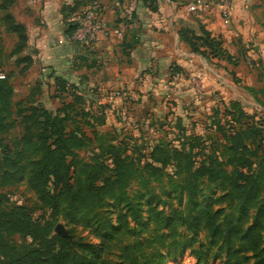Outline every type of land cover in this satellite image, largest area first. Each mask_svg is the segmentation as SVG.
<instances>
[{"label": "rangeland", "instance_id": "rangeland-1", "mask_svg": "<svg viewBox=\"0 0 264 264\" xmlns=\"http://www.w3.org/2000/svg\"><path fill=\"white\" fill-rule=\"evenodd\" d=\"M12 46L13 41L0 31V79L7 77L10 83L14 82L20 96L22 77L17 79L18 67L13 64V59L7 58ZM242 59L246 62V58ZM205 60L210 64V70L208 66H201L202 73L177 66L169 68L166 87L171 98L168 100L156 103L148 98L146 102H136L124 92L128 97L126 102L121 100L124 112H103L108 105L96 103L97 112H84L87 106L93 107V102L81 99L84 90H78L80 97L72 96L74 85L58 77L63 82L59 81L58 90L62 92L60 86L63 87L67 96L61 94L66 100L55 112L59 111L60 118L65 116L62 128L71 135L67 137L64 148L67 160L73 161L71 171L75 170L81 178L87 174L97 178V185L106 180L107 190L126 194L130 202L128 207L119 206L107 197H103L99 203L90 201L79 206L71 198L73 200L62 202L56 212H52L32 181V165L24 159L19 161L24 156L29 160L41 158L40 148L24 149L21 140L22 135H27V142L32 140V144L26 147L38 145L33 137L35 128L29 122L25 123L30 128L23 126L21 120L22 115L28 114L29 108L38 107L34 106L33 101L18 104V96H12L13 106L8 121L11 123L6 127L7 132L0 133V220L3 229L0 230V262L11 256V250L18 252L16 255L26 252L32 241L31 236L40 237L37 228L32 226H27L24 233L5 229L3 222L7 220L6 213L14 207H22L31 213L36 226L44 227L46 222L49 223L50 231L45 238L60 236L55 228L62 225L67 233L64 239L92 246L79 252L95 258L96 264H226V250L220 242L212 240L203 228L196 232L189 230L178 223L176 217H193L199 204L212 205L213 210L223 209L225 214L236 215V206L231 205V201L224 197L225 193L220 192L216 184L209 183L207 178L193 184L190 173L185 172L183 158L161 167L153 165L149 157L155 146H162L190 154L194 165L211 159L226 162L227 149L231 145L230 134H236L238 128L247 127L251 128L252 136L245 139V143L259 158H264V88L242 82L231 67L232 64L236 66V61L229 62L228 66L221 58ZM253 65V61L247 62V70L253 69ZM27 70H24L26 79H30L34 71ZM80 75L84 78L83 72ZM204 76L212 81L208 89L203 82ZM181 78L186 80L184 85L190 92L188 103L178 101L181 87L177 83ZM81 86L84 89V84ZM208 91L210 93L205 96L204 92ZM117 92L122 91L115 88L116 97ZM62 104L71 105V108L60 112ZM22 107L26 114L18 112ZM130 107L131 110L126 112ZM84 122L93 124V129ZM99 123L101 126L97 125ZM110 146H114V151L110 150ZM115 156L126 158L124 164L130 165L132 174L128 180L116 177L117 171L113 165ZM151 164L158 167V171H152L149 168ZM224 168L227 173L232 170L230 166ZM116 179L119 181L113 183ZM81 184L77 183V189ZM141 195L143 198L137 204V198ZM260 199L264 200V192ZM150 207L153 212H150ZM105 211L109 212L113 222L120 212L126 216L127 224L112 240L101 237L106 229H98L99 225L77 221L83 214L96 217ZM249 214L253 218L255 210ZM170 217L173 220L168 224ZM246 256H238L240 264L253 263L247 259L250 254Z\"/></svg>", "mask_w": 264, "mask_h": 264}, {"label": "crops", "instance_id": "crops-1", "mask_svg": "<svg viewBox=\"0 0 264 264\" xmlns=\"http://www.w3.org/2000/svg\"><path fill=\"white\" fill-rule=\"evenodd\" d=\"M92 1L101 6L108 26L118 29L121 35L103 39L99 46L67 41L71 32L68 33L69 19ZM7 14L24 27L27 37L23 49L16 54L11 52L17 36L6 30L2 20ZM0 26L3 36L13 41L7 58L18 67L17 79L23 78L19 84L21 97L11 82L13 96L52 112L66 100L61 94L67 96L58 90V77L73 84L75 93L84 90V102H93V107L85 108L90 112L98 111L96 104L108 105L103 112H124L115 88L136 102H146L148 98L156 103L168 100L170 67L197 73H202L201 66L210 70L205 58L192 53L182 40L184 30L200 35L204 28L220 37L222 49L236 61V66L231 67L242 82L264 88V0H235L227 28L216 9L196 11L188 0H13L11 6L0 9ZM247 57L254 64L251 70L246 67L250 60ZM27 68V72L34 71L30 79H26ZM185 81L181 78L177 83L181 87L178 101L182 103L190 102ZM203 82L207 89L212 84L205 76ZM130 110L131 107L126 112Z\"/></svg>", "mask_w": 264, "mask_h": 264}, {"label": "trees", "instance_id": "trees-1", "mask_svg": "<svg viewBox=\"0 0 264 264\" xmlns=\"http://www.w3.org/2000/svg\"><path fill=\"white\" fill-rule=\"evenodd\" d=\"M0 1V9L3 10L13 4V0ZM2 20L6 30L17 36L18 42L11 52L16 54L26 44L25 29L9 14L5 15ZM71 30L72 28H68V33ZM181 37L189 45L191 52L196 55L203 56L206 59L221 58L228 63L233 61L232 57L222 49L221 38L213 36L204 28L201 29L200 35L184 30ZM59 81L63 83L60 79ZM59 81L57 85H59ZM60 89L64 92L63 87L60 86ZM12 96L13 87L8 78L0 79V133L7 132L6 127H9L11 123L8 121H10L13 106ZM72 96L77 98L81 95L74 92ZM81 99H84L83 96H81ZM22 105H24L23 102ZM34 106L38 109L29 108L27 110L28 114L22 115L21 120L23 126L27 128L33 126L35 128L33 137L36 138L38 145L26 147L32 144V140L27 142V135H22L21 140L24 149L40 148L41 158L29 160L24 156L19 161L24 159L32 165V181L49 209L56 212L59 204L73 199L79 206L90 201L99 203L103 197L117 202L119 206L128 207L130 202L126 194L124 192L117 194L113 190H107L106 180H103L101 185H97L96 183L99 181L97 178L88 174L86 177L81 178V176H77L75 170L71 171L73 161L69 162L64 152L65 143L68 141L66 139L71 136L69 135L70 132L66 133L62 128L65 123V116L63 115L64 118H60L59 111L52 113V111H48L39 105ZM62 107L60 112L71 108V105L63 106L62 104ZM22 110L18 112L26 114L24 107H22ZM84 112L88 113L90 111H86L84 108ZM239 112L242 111L239 110ZM25 122H29L30 126H27ZM101 123L97 125L101 126ZM84 125L93 129V124L84 122ZM251 136V128L247 127L245 129L238 128L236 134H230L231 145L227 149L228 159L226 162L211 159L194 165L190 154L176 148L169 150L162 146H155L149 153L151 163L161 167L183 158L186 163L185 172L190 173L193 184L198 180L207 178L209 183L216 184L219 191L225 193L224 197L231 201V205L236 206V215L234 213L225 214L223 209L213 210L212 205L199 204L196 205L197 210L193 217H176L178 223L189 230L196 232L203 228L212 240L220 242L226 250V264H240L238 256L242 255L246 258L248 257L246 254H250L247 259L252 260V264H264V200L260 199L261 194L264 192V158H259L258 154L255 151L253 152L245 143V139ZM110 147V150L114 151V146ZM116 149H119V147H116ZM125 160L126 158L119 156H115L113 160L118 179L128 180V177L132 174L130 165L124 164ZM152 164L149 168L152 171H158L159 168ZM224 166H230L231 172L227 173ZM118 179L114 180L113 183H117ZM77 183H82L79 189H77ZM116 197L119 198L116 199ZM142 198L143 195L137 198V204ZM74 204L76 203L74 202ZM251 210H255L253 218H250L249 213ZM150 212H153L151 207ZM6 216L7 220L3 222V225L7 231L24 233L28 229L27 226H32L37 228L40 237L31 236L32 241L26 252L16 255L18 252L11 250L13 252L11 256L1 260L0 264H96L95 258L79 252L81 249L91 248L92 246L76 241L72 243L69 239L60 236H53L51 239L45 238L48 231H50L49 223L46 222L44 227L36 226V221L32 219L31 213L24 208L14 207L6 213ZM134 218L136 219L137 215ZM172 220L173 218L170 217L167 223L171 224ZM77 221L84 222L87 225L96 224L99 225L98 229H106V232L101 236L105 240L114 239L127 224L125 214L121 212L116 214L113 222L108 211L100 212L96 217L83 214ZM101 221H103L102 224ZM0 230H3L2 219L0 220Z\"/></svg>", "mask_w": 264, "mask_h": 264}, {"label": "built area", "instance_id": "built-area-1", "mask_svg": "<svg viewBox=\"0 0 264 264\" xmlns=\"http://www.w3.org/2000/svg\"><path fill=\"white\" fill-rule=\"evenodd\" d=\"M191 8L196 11H205L214 8L224 27L230 25V11L235 0H188ZM69 26L72 28L67 41L80 46H99L101 41L113 36H120L118 29H111L103 17L101 6L91 2L81 12L76 13L69 19ZM251 60H248L249 63ZM116 95L126 102L127 95L124 92H117Z\"/></svg>", "mask_w": 264, "mask_h": 264}, {"label": "water", "instance_id": "water-1", "mask_svg": "<svg viewBox=\"0 0 264 264\" xmlns=\"http://www.w3.org/2000/svg\"><path fill=\"white\" fill-rule=\"evenodd\" d=\"M55 231L57 232V234H59L61 237L65 238L67 237V233L64 230L62 225H57L55 228Z\"/></svg>", "mask_w": 264, "mask_h": 264}]
</instances>
